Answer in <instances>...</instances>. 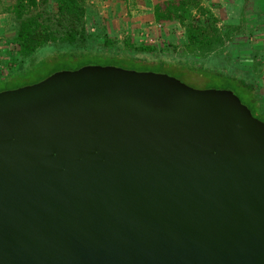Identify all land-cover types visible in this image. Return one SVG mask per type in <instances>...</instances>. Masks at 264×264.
Wrapping results in <instances>:
<instances>
[{
    "label": "water",
    "instance_id": "95a60500",
    "mask_svg": "<svg viewBox=\"0 0 264 264\" xmlns=\"http://www.w3.org/2000/svg\"><path fill=\"white\" fill-rule=\"evenodd\" d=\"M0 264H264V122L115 65L0 91Z\"/></svg>",
    "mask_w": 264,
    "mask_h": 264
},
{
    "label": "rangeland",
    "instance_id": "374dc122",
    "mask_svg": "<svg viewBox=\"0 0 264 264\" xmlns=\"http://www.w3.org/2000/svg\"><path fill=\"white\" fill-rule=\"evenodd\" d=\"M12 6L16 0H4ZM112 0L110 6L104 3L98 6L96 10L94 5L87 6L85 26L89 35L94 38L87 39L86 43L70 46L67 43H48L37 50L34 54V62L37 63L34 69H31L21 76L13 78L4 83H0V90L14 89L20 86L36 83L50 74L63 70H75L86 65H104L105 61L96 58H85L83 56L71 57L67 54H80L82 52L104 53L103 36L107 34L114 41L112 52H119L152 60L156 58L168 62H174L184 65L182 70L172 67L166 74L175 77L182 83L194 89H231L239 94L237 89L229 85V82L217 78H210L192 69V66H199L207 70L222 71L226 75L239 76L248 86H250L258 96L262 93L263 79L262 75L253 71V65L250 62L251 55L247 51V35L241 31V24L237 25H219L220 29H229L228 36L223 37L221 46L215 48L212 52L205 55H194L186 52L184 48V29L176 22L170 24H157L149 22L147 18L143 23L140 22L138 15L145 13L138 9L124 7L126 0H121L114 4ZM45 9L49 13L55 12V0H48ZM6 8V6H4ZM2 8L0 12V80L10 75L16 68L14 61L18 48L14 41L16 25L13 15L7 13ZM4 15V16H3ZM151 21V20H150ZM226 28V29H225ZM237 28V29H236ZM225 33V32H224ZM126 39H132L134 44H146L153 46L155 55L135 54L126 49L123 42ZM49 59L43 61L44 59ZM43 61V62H42ZM19 62V60H18ZM31 63L26 59L22 64L28 68ZM106 65V64H105ZM110 65V64H107ZM150 71V70H148ZM155 72V71H154ZM256 72V73H255ZM253 73L258 76L254 77Z\"/></svg>",
    "mask_w": 264,
    "mask_h": 264
},
{
    "label": "trees",
    "instance_id": "16d2710c",
    "mask_svg": "<svg viewBox=\"0 0 264 264\" xmlns=\"http://www.w3.org/2000/svg\"><path fill=\"white\" fill-rule=\"evenodd\" d=\"M47 1L16 0L12 6L4 8L7 13L13 15L16 25L14 41L18 52L14 56L16 68L12 70L13 72L10 75L1 79L0 83L12 80L34 69L37 64L34 62V54L39 48L50 42L67 43L70 46H75L86 43L88 38H94L89 35L85 26L87 0H55L54 13L46 11L44 6ZM2 8L0 7V12ZM152 14L154 22L157 24L178 23L184 29V48L186 52L194 55H205L212 52L215 48L222 45L223 37H227L230 32L228 28L224 30L218 27V18L207 6L203 5L202 0H158L153 5ZM103 45L106 51L104 53L92 54L90 52H82L80 54L70 53L67 55L71 57L83 56L85 58L101 59L105 61L104 65L110 64L138 71L150 70L165 74L172 67L182 70L184 66L160 58L147 60L145 58L121 54L119 50L112 52L111 49L114 46V41L107 34L103 36ZM123 45L136 55H155L153 46L134 44L132 39H126ZM26 59L31 60L28 68H24L22 64ZM192 69L210 78L229 82V85L236 88L239 94L231 89L225 90L233 92L250 109L254 117L264 122L263 98L258 96L239 76L226 75L222 71L207 70L195 66V64L192 66ZM255 73H253V76H258Z\"/></svg>",
    "mask_w": 264,
    "mask_h": 264
},
{
    "label": "crops",
    "instance_id": "0c3cea01",
    "mask_svg": "<svg viewBox=\"0 0 264 264\" xmlns=\"http://www.w3.org/2000/svg\"><path fill=\"white\" fill-rule=\"evenodd\" d=\"M158 0H126L124 7L138 9L145 11L138 15L141 23L145 18L149 22H154L152 8ZM203 5L207 6L211 12L218 18L219 25H239L241 24V31L243 30L247 35L245 39L248 40L247 51L250 53V62L253 65V70H259L263 79L261 96L264 97V0H202ZM108 2L110 6L112 0H87V6H103ZM121 0H115L114 4H118ZM8 7V2L1 0V6ZM87 14V12H86ZM4 16V15H3ZM151 20V21H150Z\"/></svg>",
    "mask_w": 264,
    "mask_h": 264
}]
</instances>
